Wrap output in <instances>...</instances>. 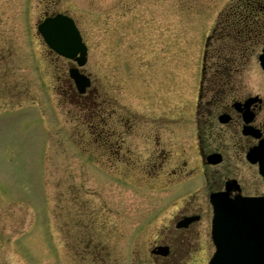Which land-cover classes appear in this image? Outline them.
Wrapping results in <instances>:
<instances>
[{
  "label": "rangeland",
  "instance_id": "374dc122",
  "mask_svg": "<svg viewBox=\"0 0 264 264\" xmlns=\"http://www.w3.org/2000/svg\"><path fill=\"white\" fill-rule=\"evenodd\" d=\"M216 3L0 0V264L159 263L149 246L188 192L162 188L161 178L137 169L145 144L135 121L174 104L181 113ZM58 11L75 18L87 44L94 102L65 94L63 66L36 32L46 13ZM171 70L174 99L169 93L162 108H146L139 73L153 74V100ZM128 120L132 127L120 126ZM107 127L117 133L107 137ZM175 131L172 143H161L178 151ZM110 142L131 160L109 157ZM197 256L203 264L206 255Z\"/></svg>",
  "mask_w": 264,
  "mask_h": 264
},
{
  "label": "flooded vegetation",
  "instance_id": "af4514ba",
  "mask_svg": "<svg viewBox=\"0 0 264 264\" xmlns=\"http://www.w3.org/2000/svg\"><path fill=\"white\" fill-rule=\"evenodd\" d=\"M216 8L215 18H211L213 22L204 34L195 90L192 96L188 92L181 113L176 117L174 104L149 120L138 113L135 121L145 144L137 169L155 180L161 178L162 188L188 192L177 199L178 211L165 218L158 237L151 243L153 247L167 248L166 255H153L155 261L160 260L158 264H198L197 253L206 255L203 264H207L214 250L210 236L211 194L264 196V0H217ZM172 62L173 69L174 59ZM71 63L62 59L63 66ZM63 74L70 91L95 101V88L91 86L80 95L64 67ZM172 78L173 70L168 72L167 80L157 81L165 88L157 91L152 100L153 74L146 79L143 72L139 73V99L146 108L149 105L152 110L153 104L156 109L162 108L164 99H174ZM163 93L168 97L163 98ZM169 93L173 95L169 97ZM129 123L119 121L121 127H132ZM175 130L183 140L178 151L161 143H172ZM115 133L107 127V137ZM112 144L107 143L109 157L128 163L131 157ZM177 201H167L162 207L169 209ZM190 248L194 257L188 254Z\"/></svg>",
  "mask_w": 264,
  "mask_h": 264
},
{
  "label": "water",
  "instance_id": "95a60500",
  "mask_svg": "<svg viewBox=\"0 0 264 264\" xmlns=\"http://www.w3.org/2000/svg\"><path fill=\"white\" fill-rule=\"evenodd\" d=\"M37 29L57 53L75 59L78 65L85 63L86 46L70 17L60 13L46 17ZM70 74L79 91H84L88 79L77 68H71ZM212 203L216 218L213 237L218 251L211 264H264V199L230 200L218 195L212 197Z\"/></svg>",
  "mask_w": 264,
  "mask_h": 264
}]
</instances>
